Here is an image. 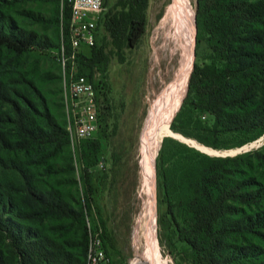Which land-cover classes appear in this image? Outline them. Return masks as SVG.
Listing matches in <instances>:
<instances>
[{"label":"trees","instance_id":"obj_1","mask_svg":"<svg viewBox=\"0 0 264 264\" xmlns=\"http://www.w3.org/2000/svg\"><path fill=\"white\" fill-rule=\"evenodd\" d=\"M32 1H53L57 5L58 33L62 46L70 53L69 0H63L62 6L61 0ZM6 3L7 0H0V62L4 55H13L14 59L27 54L43 41L36 30L19 24L5 10ZM148 5L149 0H114L104 18L101 16L95 45L84 47L77 59L91 64L100 62L106 68L113 60L124 63L127 51L137 47L145 34ZM102 19L105 33L101 36L98 29ZM196 21L197 41L206 43L210 61L195 63L182 110L174 124L184 108L190 107L186 116L189 125L199 111L214 117L212 126L202 127L200 121H196L195 129L215 136L225 133L260 136L264 133V0H198ZM83 74L93 81L97 102L100 87L105 90L104 95H108L106 80L102 86L90 74ZM101 111L98 102L96 133L101 128V135L82 139L79 146L85 165L84 191L88 208L99 201L103 189L108 187L111 169L120 157L113 144L117 128L110 123L112 115L107 113L102 118ZM105 121L107 125L102 129ZM199 139L203 141L201 136ZM69 143V131L51 115L37 86L23 76L7 79L0 72V174H16L22 185L19 191L45 211L57 210L63 218L76 220L87 231L84 209L78 211L65 202L57 189L38 188L21 158L23 152L40 153L39 148L52 145L55 152L41 157L47 162ZM107 153L111 156L110 170L107 169ZM98 163L103 168L91 171ZM157 175L159 224L170 241L187 243L193 264H231L235 259L238 261L237 257L250 260L251 264H264L263 249L251 243H229L232 234L264 236L261 232L264 228V208L261 207L264 205V155L260 151L210 156L165 137L157 160ZM234 176H241V182ZM232 181L234 185L230 187ZM11 187L14 188L12 183L0 180V235L11 243L8 252L0 249V264H85L86 259L82 260L61 243L20 222L30 214L15 207ZM6 213L11 215L5 217ZM98 213L108 254L109 248H117L116 230L102 209ZM88 236L81 242L86 256ZM245 261L239 264H246Z\"/></svg>","mask_w":264,"mask_h":264},{"label":"rangeland","instance_id":"obj_2","mask_svg":"<svg viewBox=\"0 0 264 264\" xmlns=\"http://www.w3.org/2000/svg\"><path fill=\"white\" fill-rule=\"evenodd\" d=\"M62 1L60 6H62ZM191 1L196 15L195 20H197L198 0ZM113 2L114 0H106L102 14L103 18ZM171 3L172 0H149L146 10L145 34L137 47L127 51L124 63L121 64L117 60H113L106 68L100 62L91 64L88 60L77 59L70 66L79 74H90L99 85L102 84L103 86L104 80L109 84L107 96L104 95L105 90L102 91V88H99L98 102L100 108H102V118L107 113L112 115L110 123L117 128V134L113 137V144L118 149L120 157L118 164L112 170L111 156L109 153L105 155L107 169H111V174L107 183L108 187L103 189L99 201L96 199L97 201L94 202L92 208L86 206L84 191L85 165L80 157V142H73L71 136L70 143L47 162H44L45 158L41 159V157L55 152L52 145L39 148L40 153L37 151L29 154L23 152L21 155L25 167L29 169L33 182L38 188L57 189L61 199L65 202L78 211L84 209L87 214V231L76 220L63 218L57 210L45 211L23 191H19L22 185L16 174L11 172L0 174L1 181H8L15 188L11 187L10 189L13 201L16 204L15 207L20 212L30 214L28 219H20V222L61 243L82 260L86 259V252H84L81 242L88 234L90 241V233L100 230L98 210L102 209L105 217L109 218L111 226L116 230L117 250L109 248L108 252L112 264H126L134 258L145 260L147 264H151L148 261L150 259L149 252L143 247L142 242L136 239L135 230L139 224L138 221L143 213L142 211H144L146 201L142 193L145 170L142 143L147 125L152 115L160 107L164 89L170 82L169 66L166 65V61L162 62L156 59L155 50L159 40V30ZM6 6L5 10L12 14L19 24L36 30L43 41L42 45L33 48L29 53L20 57L13 59L11 58L13 55H4L0 62V72L7 79L23 76L33 82L45 97L51 115L70 133V117L65 102V81L61 64L62 39L59 36L55 20L57 5L53 1L7 0ZM98 32L101 36L105 33L103 19L100 22ZM44 37H47V39ZM193 52H195L193 66L195 63L203 64L210 61V50L205 42L200 43L197 41V35ZM188 85L189 81L182 103L166 133L171 135L167 137L185 143L203 153L206 152L193 146L192 142L209 152H213L211 148L233 149L246 146V149L241 153L258 150L264 155V133L256 138H251L253 134L250 133H225L215 136L200 129H195L196 121H200L202 127L212 126L214 117L208 112H196L192 119L193 122L189 125L186 116L189 114L190 107H185L183 114L174 124L176 116L182 110L188 92ZM107 122L105 121L103 127L101 126L102 129L106 127ZM100 129L92 138H98L101 135ZM186 132L189 134H186ZM200 136L203 141L199 139ZM163 141H160L155 157L156 171ZM206 154L215 156L209 153ZM101 168H103L102 164L98 163L93 165L90 170L97 172ZM234 178L239 182L242 180L241 176H234ZM229 184L230 187L234 185L233 181ZM156 186L155 212L159 247L157 264H193L194 258L187 243L177 240L170 241L159 224L158 175ZM236 205L241 206L239 203H236ZM261 207L264 208V205ZM10 215L11 213H6L5 217ZM261 232L264 233V228L261 229ZM229 243L232 245L251 243L264 250V236L261 237L256 234L255 236L242 233L232 234L229 236ZM136 246H139V248ZM10 247V240L0 235V249L8 252ZM237 259L238 261L235 259L231 264H239L246 260H239L238 257ZM245 263L251 264V261L246 260Z\"/></svg>","mask_w":264,"mask_h":264},{"label":"bare ground","instance_id":"obj_3","mask_svg":"<svg viewBox=\"0 0 264 264\" xmlns=\"http://www.w3.org/2000/svg\"><path fill=\"white\" fill-rule=\"evenodd\" d=\"M195 16L191 0H172L159 30V40L156 44V59L162 62L166 61V65L170 69V82L164 89L160 107L152 115L147 125L142 143L145 160L142 193L146 201L135 230L136 239L141 241L143 247L149 252L150 259H147L151 264H157L159 260L155 212L157 189L155 157L160 141L168 132L170 123L182 103L192 72L193 50H195ZM136 247L139 248V246ZM137 264L147 263L141 259Z\"/></svg>","mask_w":264,"mask_h":264},{"label":"built area","instance_id":"obj_4","mask_svg":"<svg viewBox=\"0 0 264 264\" xmlns=\"http://www.w3.org/2000/svg\"><path fill=\"white\" fill-rule=\"evenodd\" d=\"M71 17L69 22L70 53L65 46L61 50V64L65 81V102L70 117V136L73 142L92 137L98 130V102L93 81L84 74L71 69L78 53L96 42L99 21L105 9V0H69ZM134 258L126 264H137ZM85 264H112L107 254L101 230L90 233Z\"/></svg>","mask_w":264,"mask_h":264},{"label":"water","instance_id":"obj_5","mask_svg":"<svg viewBox=\"0 0 264 264\" xmlns=\"http://www.w3.org/2000/svg\"><path fill=\"white\" fill-rule=\"evenodd\" d=\"M196 24H197V21L195 20V26H196ZM196 35H197V26H196L195 37H194L195 44H196ZM194 56H195V52H194ZM169 135H171V134L170 133L169 134H165L164 137H167ZM164 137L162 138V141H163ZM161 144H162V142H161ZM192 144H193V146L197 147L198 149H200V150H202V151H204L206 153L213 154L215 156H230V155H236V154L241 153L242 151H244V149H246V146L245 147L233 148V149H213V148H211L213 150V152H209V151H207L205 149L200 148L199 146H197L193 142H192ZM205 147H207V146H205ZM155 174H156V178H157L156 167H155Z\"/></svg>","mask_w":264,"mask_h":264}]
</instances>
